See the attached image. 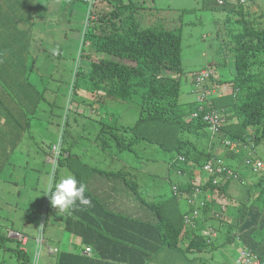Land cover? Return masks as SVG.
I'll list each match as a JSON object with an SVG mask.
<instances>
[{
    "label": "trees",
    "instance_id": "1",
    "mask_svg": "<svg viewBox=\"0 0 264 264\" xmlns=\"http://www.w3.org/2000/svg\"><path fill=\"white\" fill-rule=\"evenodd\" d=\"M54 1L49 0L48 3L53 5L56 3ZM223 1L203 0L205 8L210 10H231L240 6L239 10H233L239 16L236 19V26L230 25L231 15L228 14V21L226 20L231 35L230 41L234 43L231 48L236 66L234 89L232 93L222 96L212 94L208 96L209 99L205 98L207 100L203 104L225 111L230 119L237 117L238 122L223 127L214 137L205 131L206 141L201 145L197 142L200 138L195 135L201 131L199 128L207 129L204 115L210 109H198L200 101L193 103L182 101L181 31L144 26L140 14L145 10L142 5L146 6V3L134 0L128 2L108 0L112 5L109 12L96 19L89 18L92 26L91 29L84 30L79 47L81 48L79 61L76 56L68 57L69 59L62 57L64 53L61 48L57 53V59L54 57L55 62L52 58L55 53L52 52L51 55L47 48L42 52L39 49L30 61L26 56L31 46L28 44V36L23 37L21 34L10 35L8 43H0V85L9 95L5 97L0 87L2 95L0 113L4 114L1 122L10 127L7 116L17 117L16 127L11 135L9 132L6 134V138L12 139L11 144L17 143L18 138L22 139L25 130H32L35 119L42 118V113H46L48 123L56 122L58 133H62L61 153L57 159L52 187L62 178L60 168H66L86 186L85 196L91 200L90 206L78 205L70 214L60 212L59 222L62 225V232L73 233L84 246L92 248L94 256L82 254L81 251H64L61 247V250L53 255L54 264H149L156 257L164 262L176 259L182 264H198L200 256L191 258L189 252L196 254L198 251L201 253L214 247L215 241H212V237H206L204 234H198L201 237L194 238L188 245L183 246L182 240L187 235L189 237L192 233L197 234L194 228L197 218H190L192 228H185V221L188 220L183 212L186 207L182 208L181 201L189 203V208H193L194 190L201 187L211 193L216 189L220 190L218 195L225 197L224 204L227 205V201L233 199L227 192L230 181L217 185L213 183L218 176L216 175L207 177L204 182L205 163L212 157L215 148L223 145L226 138L241 139L248 144V137H253L254 134L253 143L256 146L264 139V28L259 26L258 19L254 16L249 17L250 12H245L243 5H234L230 0ZM23 2L24 9L28 7L31 14L26 10V18L20 20L28 22L33 18L34 11L31 9L30 0ZM79 2L84 4L88 16L90 2L88 0ZM11 5L13 6V4L7 6ZM77 5L78 0H69L65 9L70 16L78 13ZM6 11L7 9L0 3V16L2 17ZM257 16H263V13ZM54 22L60 25L56 19ZM54 22L53 24H56ZM71 22L70 19L68 23ZM21 26V33L28 34V30ZM67 31L64 34L66 39L69 38ZM40 57L43 60L41 64ZM62 58L65 61L62 62ZM69 69L71 71L68 72ZM74 72L76 77L68 80L66 74L70 73L72 76ZM216 76L215 73L209 80L225 82L219 78L215 79ZM192 86L191 91L200 87L194 80ZM87 93L91 97L104 95L106 96L104 100L113 98L133 101L139 105L140 118L134 127L121 126L120 129L116 125L112 126L102 135H98L96 144L98 143L102 150L114 145L119 151L125 150L126 147L132 149L127 139L121 141L124 135L120 134V131L132 132L134 135L132 142L148 137L156 141L162 149L174 153L175 156L171 158V170L181 176L182 181L180 179L173 185L171 196L147 200L138 192L136 183L128 179L125 168L112 170L97 167L95 164L98 162L86 163L81 160V155L73 152L74 142H66L71 133L69 121L71 111H68L66 120L63 114L65 111L67 113L68 100L71 103L78 97L83 100ZM186 106L190 109L187 113L182 109ZM194 112L198 113L197 117H193ZM253 126L256 130L252 134L250 129ZM49 140L47 146L50 152L53 150L54 142L58 140ZM7 150V148L4 150V161L14 163L13 157H9L5 152ZM256 152L259 154L258 150ZM247 157L255 162L264 160V157L259 155L249 156L244 147L240 152L230 151L224 155L225 163L230 162L228 165L233 166L228 167L243 181L250 175L247 168L256 166L248 165ZM104 158L106 160L107 156ZM196 171L201 178L193 185L190 181L195 178ZM95 174H98L99 179L93 182L97 188L92 190L89 187ZM183 178H188V182H184ZM254 182L261 193L253 202H247L253 195V192H250L242 199L239 209L236 207L237 214L231 215L234 208L229 207L224 218L218 220H213L208 214L210 207L207 205L203 208L204 221H209L206 216L211 217L213 223L218 224L216 225L218 230H226L229 243L240 248L237 253L249 250L258 256L260 264H264V217L260 219L251 217L256 205H260V212L264 213L262 210L264 176ZM174 187L177 189L174 190ZM107 189L119 190L121 195L127 193L129 189L135 197L127 198L126 195H122L123 198L118 199V195L108 196L100 191ZM47 207L50 214L53 208L50 198ZM48 223L45 222V229ZM63 238L57 240L54 245L57 242L59 244L56 246L63 244ZM15 253L19 260L18 264H31L34 260L25 249L17 247Z\"/></svg>",
    "mask_w": 264,
    "mask_h": 264
},
{
    "label": "rangeland",
    "instance_id": "2",
    "mask_svg": "<svg viewBox=\"0 0 264 264\" xmlns=\"http://www.w3.org/2000/svg\"><path fill=\"white\" fill-rule=\"evenodd\" d=\"M23 1L14 0L16 13L14 20L11 19L8 13H4L2 17L0 16V43H8V36L10 35L21 34L23 37L28 36V44L30 43L31 46L27 55H25L29 57L30 61L33 60L39 49L42 52L46 48L51 55L52 52L55 53L52 57L53 62L56 61L60 48L64 53L62 57L69 59L68 57L76 56L79 61L81 53V48L79 47L84 30L87 31L92 26H90L89 18L96 19L100 15L109 12L112 7L108 1L94 0L90 4L91 7L87 16V9L78 0V13L70 16L68 10L65 9L69 4V0H55L56 3L52 6V9L58 13L55 16L53 15L55 14L54 11L46 9V4L43 5L46 0H33V2L30 0L31 9L34 11L33 18L28 22H23L20 18H26V10H28V14H31L28 7L24 9ZM124 1L128 2L129 0ZM134 1L146 3V6L142 5L145 10L141 11L142 13L140 14L144 26H157L159 28L164 27L165 29L181 31L183 59V73L181 74L182 101H190L191 103L200 101L204 105L205 100L209 99L208 96L210 97L212 94L222 96L226 93H232L236 66L235 56L231 51L234 43L230 41L231 35L228 30L227 15H231L232 18L230 25L236 26V19L239 16L233 10H239L240 6H236V9L231 10H210L205 8L203 0ZM230 1L234 5H243L245 12H250V15L248 14L249 17L251 15L252 17L254 16L258 19L259 26L264 28V0ZM220 2L224 1L220 0ZM261 13H263V16L258 17L257 15ZM260 18L263 22H261ZM55 19L60 22L59 26L54 22ZM70 19L72 22L69 24L68 21ZM16 21L21 22L16 23ZM53 22L56 24H53ZM20 24L28 30V34L26 32L21 33L22 26ZM66 31L69 33L68 39L64 37ZM43 40L45 41L43 42ZM23 43L26 44L27 42ZM55 56L56 59L54 58ZM61 60L62 62L65 61L64 58ZM42 62V57H40L39 63L41 64ZM208 70L213 72L212 75L216 73L218 77L216 76L215 79L219 78L225 82H212L208 79L204 88L199 87L197 90L191 91V88H193L192 81H196L194 74L198 71ZM70 75V73L66 74L67 79L73 80L76 77V72L72 76ZM209 86H211L210 89ZM0 87L5 94L4 96L9 97L4 87L2 85ZM88 94H86V97L83 96V100L78 97L74 103L68 100L67 113L65 111L63 114V118L66 120L68 111H71L69 118L71 133L66 142H74L73 152L81 155V160L86 163L88 161L98 162L95 164L97 167L110 168L112 170L125 168L128 179L136 183L138 192L147 200H157L171 196L173 185L177 184L181 179V176L172 171L169 166L171 158L175 156L174 153H169L162 149L156 141L148 137L132 142L134 137L132 132L123 133L120 131V134L124 135L121 141L124 142L127 139L130 144L129 147H132V149L126 147L125 150L119 151V148L117 149L114 145L102 150V147H99L98 143L96 144L98 135H102L103 132L108 131L112 126L116 125L120 129L121 126L122 128L134 127L140 118L141 109L139 105L133 101H121L113 98L104 100L106 98L104 95L91 97ZM0 96L2 95L0 94ZM206 97L207 99H205ZM182 109L186 113L190 111L189 106H186L185 109L182 107ZM73 111H78L79 114ZM223 112L228 125L238 122L237 117L230 119L228 113ZM3 117L4 114L0 113V264H18L19 260L15 253L17 247L27 250L28 255L32 258L39 255L38 264H54L53 255L57 252L54 246L59 244V242L55 245L54 243L61 237H64V240L63 244L59 245L60 250L62 247L64 251H81L84 247L81 241L72 239L73 233L61 231L60 212L53 207L49 214L47 207L49 197L43 195L44 191L53 185L57 159L61 153L62 133H58L56 122L48 123L46 113L43 112L42 118L35 119L32 130H25L22 139L18 138L17 143L11 144L12 139L10 137L6 138V134L9 132V135H11L13 132L16 127L17 117L13 115L7 116L10 127L1 122ZM198 130L201 131L195 137L200 138L197 141L200 145L206 141L207 135L205 131L211 134L212 137L218 135L210 127H207V129L199 128ZM255 130L256 127L253 126L250 132L253 134ZM49 139L58 140L54 142L53 150L50 152L47 146ZM4 144L7 145L3 146ZM68 144L65 143V145ZM5 148L8 149L5 152L9 154V157H13L14 163L4 161ZM255 148L259 153L257 155L264 157V139ZM226 151L231 150L226 148ZM218 153L223 154L221 151ZM104 156H107L106 160ZM50 164L52 165L49 166ZM226 164H230V162ZM228 166L232 167L233 165ZM247 170L250 175L246 177L245 181L237 179L231 182L233 183L232 186L239 188L231 190L230 194L233 199L231 198L227 205L224 204L226 201L225 197L218 194L209 200L207 205L210 207V212L208 214L213 217V220L224 218L229 207L234 208L231 215L237 214L241 201L237 205V207L240 205L237 211H235L236 207L230 203L232 200L239 199L237 196L243 197L253 192V195L247 199V202L251 203L261 193L260 188L254 181L264 176V171H261L257 166L250 169L247 168ZM60 174L62 178L72 175L66 168H60ZM204 174L205 182L211 173L204 171ZM194 175L195 178L190 181L193 185L199 182L201 178L199 173ZM92 177L89 188L94 190L97 187L93 182L99 179V176L95 174ZM183 179L184 182H188V178ZM251 181L252 183H250ZM100 191L108 196L118 195V199H122V195H126L127 198L135 197L129 189L127 193H122V195L119 190L107 189ZM200 195L203 196V194ZM47 197L48 199L46 200ZM110 199L113 200L112 198ZM181 202L182 208L186 207L183 210L184 216L186 214L192 215L194 210H199V214L195 216L197 219L194 227L197 234L192 233L189 237L187 235L182 240L183 246L188 245L194 238L201 237L198 234H204L206 237L211 236L212 241H215L214 247L209 248L207 251H202L201 253L198 251L196 254L195 252H189L191 258L200 256L198 264H237L240 253H236L235 248L232 247L233 245L229 243L226 230H218L209 216H206L209 221H204L203 208L207 205L199 202L193 208H189V203ZM260 207V205H256V209L253 207L252 218L260 219L264 217V213L260 212ZM262 210L264 209L262 208ZM205 213L207 212L205 211ZM45 219L47 220L45 221ZM45 222H49L46 229L44 228ZM189 227L192 228L191 220L185 221V228ZM11 229L16 231H10ZM91 256H94L92 249Z\"/></svg>",
    "mask_w": 264,
    "mask_h": 264
},
{
    "label": "built area",
    "instance_id": "3",
    "mask_svg": "<svg viewBox=\"0 0 264 264\" xmlns=\"http://www.w3.org/2000/svg\"><path fill=\"white\" fill-rule=\"evenodd\" d=\"M94 0H89L90 4ZM213 72L211 70L208 71H198L194 74L196 82L200 86V88L205 87L206 81L211 77ZM205 121L209 124L210 129L216 134L217 132L220 131L222 126L225 124L226 119L224 117V114L215 109V110H210L205 114L204 117ZM253 139L255 140V137H248V144L245 143L241 139H230L227 138L224 140L225 147L230 149L231 151L235 152H240L241 149L244 147L246 148L248 155H253V156H258L256 152V146L253 143ZM246 163L248 165L255 164L261 171H264V160H259L257 162L253 161L249 157L246 158ZM205 171H208L211 173L209 176H216L218 175L214 180L213 183L219 185L222 180L227 181V180H237L240 179V176L238 174H235L234 171H232L227 165L223 164L221 160L217 159H212L209 162H207L204 165ZM176 190L177 188L174 187ZM200 194H203L201 196ZM212 193L211 192H206L203 190L201 187H197L194 190V197H193V204L196 206L199 202L203 205H207L208 201L211 200L212 198ZM201 197V198H200ZM199 214V210L196 209L194 210V213L192 215L186 214L185 218L186 220L190 221V218H194L196 215ZM40 241V240H38ZM56 251H59V248H54ZM55 252V253H57ZM85 253L91 255V248L87 247ZM39 256V255H38ZM38 256L34 258L33 262L31 264H38ZM238 263L241 264H260L258 256L254 253H251L249 250H243L240 252Z\"/></svg>",
    "mask_w": 264,
    "mask_h": 264
},
{
    "label": "clouds",
    "instance_id": "4",
    "mask_svg": "<svg viewBox=\"0 0 264 264\" xmlns=\"http://www.w3.org/2000/svg\"><path fill=\"white\" fill-rule=\"evenodd\" d=\"M105 1H108V0H105ZM198 109H200V110H202V109L215 110V108H213L210 105L205 106L202 104H200L198 106ZM222 113L224 114V112H222ZM197 116H198V113L194 112L193 117H197ZM204 117H205V115H204ZM207 125H208V127H210L208 123H207ZM225 126H228L227 120H226L225 124L222 126V128ZM230 139H232V138H230ZM219 151L223 152V154H219L218 153ZM228 152H230V151H226L225 144L223 143L222 146L215 148V150L213 151V155L209 159V161L212 159L221 160L223 162V164L228 166V164H226L224 161V155H225V153H228ZM169 166L172 169L171 161L169 162ZM196 173H199V172L196 171L195 174ZM228 181H230V183H231L232 181H235V180L231 179V180H227V182ZM224 182H226V181H224V180L221 181V183H224ZM85 191H86V186L83 183H81L74 175H67V176L61 178L60 181L54 185V187L50 186L48 189H46L44 191L43 195H47L50 198L51 205L54 208H56L58 210V212H61L64 214H70L78 205H82V206H90L91 205V200L85 196ZM220 192H221L220 190L216 189V191L212 193L213 194L212 197L216 194H219ZM48 197L46 198V200L48 199ZM44 228H45V224H44ZM44 228H43V232H44ZM10 231H16V230L11 229ZM17 232H19V231H17ZM19 233L22 234L21 232H19ZM54 247L59 248V246H56V245ZM84 247L87 248V246H84ZM86 248L84 251H81L82 254H87V253H85ZM89 248H91V247H89ZM59 250H60V248H59ZM88 255L91 256L90 254H88Z\"/></svg>",
    "mask_w": 264,
    "mask_h": 264
},
{
    "label": "crops",
    "instance_id": "5",
    "mask_svg": "<svg viewBox=\"0 0 264 264\" xmlns=\"http://www.w3.org/2000/svg\"><path fill=\"white\" fill-rule=\"evenodd\" d=\"M48 1L49 0H46L45 2L46 3H43V5L44 4H46V9H48V10H52V11H54L53 9H52V7L51 6H53V5H51V4H49L48 3ZM54 2H56V1H54ZM0 3L4 6V8L5 9H7V11H6V13H8L9 14V16L11 17V19L12 20H14V15H15V5H14V0H0ZM10 4H13V6L11 5V7H8L7 5H10ZM50 5V6H49ZM53 15H55V16H57V13H55V14H53ZM235 183V182H234ZM232 184L233 183H229V185H228V189H227V192H229V194H230V192H231V190L232 189H236V188H239V187H237V186H232ZM235 196H237V195H235ZM246 196V195H245ZM245 196H243V197H240V196H237L239 199H236V200H232L230 203H231V205L233 204L235 207H237V205H238V203L240 202V201H243L242 199H244L245 198ZM115 200H113V202H114ZM228 202V201H227ZM230 209V208H229ZM227 211V210H226ZM229 213V216H230V211L228 212ZM216 225H218L217 223H216ZM72 239L73 240H76V241H78L77 239H76V236H72ZM233 246V248H236L235 250H236V253H237V251L240 249V248H237L236 247V244H232ZM85 248L86 247H83L82 249H81V251H84L85 250ZM95 254V253H94ZM194 262V261H193ZM149 264H182L181 263V261L180 260H176V259H174V261H167V262H164V260H162L161 258H155L152 262H150Z\"/></svg>",
    "mask_w": 264,
    "mask_h": 264
}]
</instances>
